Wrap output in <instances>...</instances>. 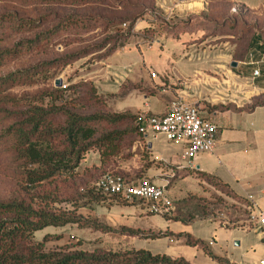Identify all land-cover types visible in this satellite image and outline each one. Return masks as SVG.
<instances>
[{"label": "rangeland", "instance_id": "obj_1", "mask_svg": "<svg viewBox=\"0 0 264 264\" xmlns=\"http://www.w3.org/2000/svg\"><path fill=\"white\" fill-rule=\"evenodd\" d=\"M148 11L153 12V0H0V202L23 200L37 205L44 203L46 194H55L62 201L56 207L74 210L76 215L109 227L104 231L78 224L46 227L32 239L44 242L47 250L145 248L153 254H177L183 248L178 245H185L187 239L185 233L170 231V225L173 230L191 233V238H201L207 249L231 261L262 264L264 226L251 228L250 213L244 214L231 190L209 176L191 172L187 180L175 176L169 181L165 186L174 209L167 216L152 214L141 201L126 204L94 191L95 182L105 173L123 174L130 181L146 177L143 169L148 154L136 147L141 139L132 130L137 111L130 108V94L133 88H153L151 84L133 85L127 79L116 90H103L111 81L100 73L111 69L108 63L127 64L130 52L140 59L148 51H157L158 43L137 39L143 30L138 31L136 24L147 19ZM133 22L125 47L118 46V39L117 49H113L109 40L124 35ZM157 25L150 31L159 34L162 21ZM8 75L11 78L2 79ZM49 105L84 116L124 113L122 119H104L95 126L99 132H125L116 154L102 156L92 149L72 173L30 190L12 147L14 138L6 133L32 107ZM176 217L192 221L184 224L174 221ZM167 232L168 236H161ZM196 263L218 264L203 253Z\"/></svg>", "mask_w": 264, "mask_h": 264}, {"label": "crops", "instance_id": "obj_2", "mask_svg": "<svg viewBox=\"0 0 264 264\" xmlns=\"http://www.w3.org/2000/svg\"><path fill=\"white\" fill-rule=\"evenodd\" d=\"M238 6L242 10L234 14L232 8ZM150 14L137 22L138 31L156 29L160 20L173 29H166L168 34L162 29L156 52L148 51L140 59L130 52L127 64L108 63L111 69L100 77L111 83L102 89L116 90L127 79L133 85L151 84L150 91L133 88L130 94V108L137 113L163 114L177 97L196 106L218 128L214 150L194 160L196 170L216 177L237 195L252 196L264 212V105L250 108L253 99L264 97V0H153ZM139 138L136 147L148 154L143 171L153 183L166 185L175 176L190 177L182 144L162 136ZM169 230L189 233L170 225ZM178 246L183 248L178 247L177 254L163 253L192 264H198L199 253L213 260L201 246Z\"/></svg>", "mask_w": 264, "mask_h": 264}, {"label": "trees", "instance_id": "obj_3", "mask_svg": "<svg viewBox=\"0 0 264 264\" xmlns=\"http://www.w3.org/2000/svg\"><path fill=\"white\" fill-rule=\"evenodd\" d=\"M241 10V7L238 6L233 13H240ZM149 12L146 14L153 13ZM162 23L163 30L168 34L166 29L171 30L172 26L169 27L164 21ZM133 28L134 22L129 25L124 35H116L115 39H110L109 42L113 43L112 48L117 49L118 39H121L118 46L124 47ZM151 28L150 26L143 29L144 37L149 38L157 34L150 31ZM162 33L161 29L157 35ZM1 56L2 54H0V60ZM12 75L2 79H9ZM261 105H264V97L253 99L250 108ZM138 114H135L132 128L137 135H139L136 123ZM59 116L63 118L62 122L56 121ZM124 117V113H117L113 116H84L67 107L56 105L32 107L26 113L25 118L11 125L6 133L14 138L12 147L24 168L26 185L30 190H36L44 183L72 173L92 149L98 150L102 156H110L119 152L125 131L105 129L99 132L95 124L104 119L114 122V118L122 119ZM192 173L209 176L212 180L229 188L214 176L201 173L196 169H192ZM118 175L126 181H130L123 174ZM143 179L148 178L139 180ZM148 180L152 182L150 179ZM229 190L231 189L229 188ZM94 191L102 195L100 192ZM231 192L237 197L244 214L249 215L250 202L248 199L235 194L233 190ZM102 196L126 204L135 202L126 201L118 196ZM43 198L44 203L37 205L23 200L0 202V264H192L183 257H172L165 253L153 254L145 248H131L125 251L106 249L83 251L64 248L47 250L44 248V242H36L32 239L35 232L46 227L78 224L100 231L109 227L94 218L76 215L74 210L56 207L55 204L62 201L55 194H46V197ZM174 221L190 224L192 219L182 220L176 217ZM168 235L167 232L161 236ZM185 236L186 245L205 248L206 253L219 264H235L227 258L219 257L207 250L206 244L202 240L191 238L189 233H186Z\"/></svg>", "mask_w": 264, "mask_h": 264}, {"label": "built area", "instance_id": "obj_4", "mask_svg": "<svg viewBox=\"0 0 264 264\" xmlns=\"http://www.w3.org/2000/svg\"><path fill=\"white\" fill-rule=\"evenodd\" d=\"M232 11L235 12L236 7L232 8ZM159 36L156 34L153 37L141 38L150 44H160ZM258 74L259 70L255 69L254 75ZM136 123L141 136H162L167 141L182 144V157L187 160L191 169H196L194 160L200 154L212 152L215 147L218 130L216 124L203 117L196 106L185 102L181 97L173 99L163 114L139 113ZM94 189L107 197L118 196L129 202L141 201L154 215L167 216L174 209L166 186L155 184L148 179L126 181L118 174L105 173L95 182ZM247 199L250 202L249 221L253 225L251 228H262L264 212L257 208L252 196ZM261 263L264 264V259Z\"/></svg>", "mask_w": 264, "mask_h": 264}, {"label": "water", "instance_id": "obj_5", "mask_svg": "<svg viewBox=\"0 0 264 264\" xmlns=\"http://www.w3.org/2000/svg\"><path fill=\"white\" fill-rule=\"evenodd\" d=\"M234 65H235V63H234ZM236 244H238V243H236Z\"/></svg>", "mask_w": 264, "mask_h": 264}]
</instances>
